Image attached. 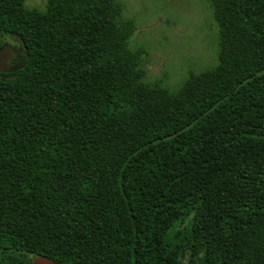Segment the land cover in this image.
<instances>
[{
	"label": "trees",
	"instance_id": "16d2710c",
	"mask_svg": "<svg viewBox=\"0 0 264 264\" xmlns=\"http://www.w3.org/2000/svg\"><path fill=\"white\" fill-rule=\"evenodd\" d=\"M218 63L145 81L116 0H0V264H264V0H209Z\"/></svg>",
	"mask_w": 264,
	"mask_h": 264
},
{
	"label": "rangeland",
	"instance_id": "374dc122",
	"mask_svg": "<svg viewBox=\"0 0 264 264\" xmlns=\"http://www.w3.org/2000/svg\"><path fill=\"white\" fill-rule=\"evenodd\" d=\"M135 23L129 48L142 49L145 81L176 92L190 74L218 63L219 31L209 0H116ZM44 10L45 0H24ZM12 46L19 41L7 36Z\"/></svg>",
	"mask_w": 264,
	"mask_h": 264
},
{
	"label": "water",
	"instance_id": "95a60500",
	"mask_svg": "<svg viewBox=\"0 0 264 264\" xmlns=\"http://www.w3.org/2000/svg\"><path fill=\"white\" fill-rule=\"evenodd\" d=\"M20 48L15 51L13 46L10 43H3L0 46V73H10L21 69L25 64L26 61L23 60L17 64H10V59L12 57H16L19 52ZM32 264H59L58 262L52 260L46 255L43 254H35L32 256Z\"/></svg>",
	"mask_w": 264,
	"mask_h": 264
},
{
	"label": "flooded vegetation",
	"instance_id": "af4514ba",
	"mask_svg": "<svg viewBox=\"0 0 264 264\" xmlns=\"http://www.w3.org/2000/svg\"><path fill=\"white\" fill-rule=\"evenodd\" d=\"M14 50H15V49H14ZM15 51H16V50H15ZM13 58H14V57H12V58L10 59V64H11Z\"/></svg>",
	"mask_w": 264,
	"mask_h": 264
}]
</instances>
